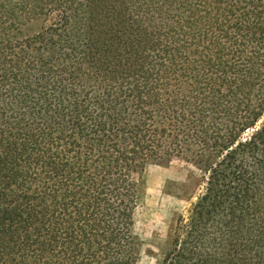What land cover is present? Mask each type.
<instances>
[{
	"label": "trees",
	"instance_id": "16d2710c",
	"mask_svg": "<svg viewBox=\"0 0 264 264\" xmlns=\"http://www.w3.org/2000/svg\"><path fill=\"white\" fill-rule=\"evenodd\" d=\"M263 118L264 0H0V264H138L174 160L202 188L159 264H264Z\"/></svg>",
	"mask_w": 264,
	"mask_h": 264
},
{
	"label": "rangeland",
	"instance_id": "374dc122",
	"mask_svg": "<svg viewBox=\"0 0 264 264\" xmlns=\"http://www.w3.org/2000/svg\"><path fill=\"white\" fill-rule=\"evenodd\" d=\"M44 25L49 23H32L24 35H35ZM201 184L200 171L192 163L181 160L149 167L140 177L139 207L134 217L140 253L138 264L161 262L170 249L179 217L186 215L196 202ZM260 212L264 217V204H260Z\"/></svg>",
	"mask_w": 264,
	"mask_h": 264
}]
</instances>
